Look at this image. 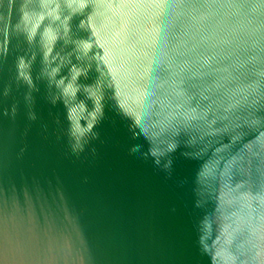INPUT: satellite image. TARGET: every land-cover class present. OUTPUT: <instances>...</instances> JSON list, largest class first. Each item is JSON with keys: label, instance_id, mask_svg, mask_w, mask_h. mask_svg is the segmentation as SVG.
Masks as SVG:
<instances>
[{"label": "water", "instance_id": "water-1", "mask_svg": "<svg viewBox=\"0 0 264 264\" xmlns=\"http://www.w3.org/2000/svg\"><path fill=\"white\" fill-rule=\"evenodd\" d=\"M0 264H264V0H0Z\"/></svg>", "mask_w": 264, "mask_h": 264}]
</instances>
